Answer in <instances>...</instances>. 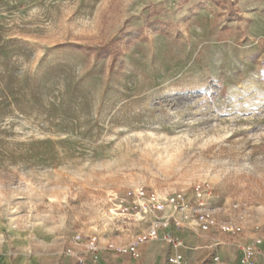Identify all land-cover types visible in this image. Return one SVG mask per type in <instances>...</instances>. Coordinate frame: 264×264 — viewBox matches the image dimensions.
Listing matches in <instances>:
<instances>
[{
  "label": "rangeland",
  "instance_id": "rangeland-1",
  "mask_svg": "<svg viewBox=\"0 0 264 264\" xmlns=\"http://www.w3.org/2000/svg\"><path fill=\"white\" fill-rule=\"evenodd\" d=\"M0 230L37 264H264V0H0Z\"/></svg>",
  "mask_w": 264,
  "mask_h": 264
},
{
  "label": "built area",
  "instance_id": "built-area-1",
  "mask_svg": "<svg viewBox=\"0 0 264 264\" xmlns=\"http://www.w3.org/2000/svg\"><path fill=\"white\" fill-rule=\"evenodd\" d=\"M164 225L165 226L167 225V221L165 222ZM147 235L150 239L155 240L157 238L155 228H152L148 232ZM74 240L77 244L83 241V239L81 237H76ZM172 246L174 249V253L169 258V260L166 264H183V257L177 249L178 248V241L172 240ZM97 250H98L97 243H95L94 239L90 240L88 245H87L85 253L89 255V257L92 259L93 263H95L94 255L97 252ZM119 250L122 254L135 255L136 250H137V242L133 241V242L129 243L128 245L120 248ZM65 255H67L70 258H73V260H75V264H85V259L82 258L77 253H75L72 249H66Z\"/></svg>",
  "mask_w": 264,
  "mask_h": 264
},
{
  "label": "crops",
  "instance_id": "crops-1",
  "mask_svg": "<svg viewBox=\"0 0 264 264\" xmlns=\"http://www.w3.org/2000/svg\"><path fill=\"white\" fill-rule=\"evenodd\" d=\"M3 241L0 230V249L5 247L3 246ZM154 244L148 243V246H143L140 251L141 257L137 260L138 262L135 261V264H160V256L163 254V250L159 244L158 246H154ZM37 262L38 260L34 256H27L25 253L18 254L12 260H9L6 255L0 253V264H37Z\"/></svg>",
  "mask_w": 264,
  "mask_h": 264
}]
</instances>
